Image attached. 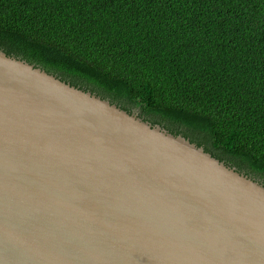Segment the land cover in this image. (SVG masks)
<instances>
[{
    "label": "water",
    "instance_id": "obj_1",
    "mask_svg": "<svg viewBox=\"0 0 264 264\" xmlns=\"http://www.w3.org/2000/svg\"><path fill=\"white\" fill-rule=\"evenodd\" d=\"M0 47V264H264V182Z\"/></svg>",
    "mask_w": 264,
    "mask_h": 264
},
{
    "label": "trees",
    "instance_id": "obj_2",
    "mask_svg": "<svg viewBox=\"0 0 264 264\" xmlns=\"http://www.w3.org/2000/svg\"><path fill=\"white\" fill-rule=\"evenodd\" d=\"M0 47L264 180V0H0Z\"/></svg>",
    "mask_w": 264,
    "mask_h": 264
},
{
    "label": "rangeland",
    "instance_id": "obj_3",
    "mask_svg": "<svg viewBox=\"0 0 264 264\" xmlns=\"http://www.w3.org/2000/svg\"><path fill=\"white\" fill-rule=\"evenodd\" d=\"M141 116H142V113H141ZM163 125L164 126H166V127H168L167 125H171V123H169V122H163ZM244 171H246L247 173H249L250 175H252V176H255V177H260L258 174L259 173H252L253 171H250V170H247V169H245ZM263 182H264V180H263Z\"/></svg>",
    "mask_w": 264,
    "mask_h": 264
}]
</instances>
